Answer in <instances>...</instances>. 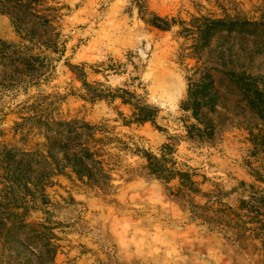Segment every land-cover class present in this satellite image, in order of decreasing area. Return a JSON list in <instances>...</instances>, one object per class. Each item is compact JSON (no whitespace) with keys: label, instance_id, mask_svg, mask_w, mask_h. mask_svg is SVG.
<instances>
[{"label":"rangeland","instance_id":"rangeland-1","mask_svg":"<svg viewBox=\"0 0 264 264\" xmlns=\"http://www.w3.org/2000/svg\"><path fill=\"white\" fill-rule=\"evenodd\" d=\"M42 8L61 16L60 54L37 35L21 40L0 7V217L10 220L0 264H264L262 218L241 208L250 193L264 197L254 173L264 175V154L250 157L248 132L224 113L213 142L186 138L181 107L196 61L180 58L191 44L185 29L207 18L264 21V0H44ZM153 16L175 24L162 31ZM230 40L245 54L262 50L246 64L264 78V40ZM123 92L156 109V123H135L134 107L114 98ZM80 144L92 154L83 167L66 159ZM167 144L193 191L151 174L146 154L160 158ZM12 175L23 184L46 176L49 205L26 208L8 188Z\"/></svg>","mask_w":264,"mask_h":264},{"label":"trees","instance_id":"trees-1","mask_svg":"<svg viewBox=\"0 0 264 264\" xmlns=\"http://www.w3.org/2000/svg\"><path fill=\"white\" fill-rule=\"evenodd\" d=\"M43 3L44 0H0V7H7L11 12L21 40L28 41V38L34 40L33 36L37 35L43 47L60 54L64 51L61 50L63 44L58 32L60 28L54 25H58L61 16L54 8L43 9ZM17 22L29 25L30 33L27 34L17 27ZM150 23L157 29L168 31L175 24V20L153 16ZM184 32L188 35L185 39L190 37L191 44L182 49L181 62L183 64L187 59L196 61L194 68L186 69L188 94L181 107L185 113L181 122L187 133L186 138L201 143L213 142L225 122L221 115L224 113L225 116H232V119L236 121V128H243L248 132L250 137L248 141L252 147L250 157L257 158L259 154H264V78L250 74L246 64V61L253 60L254 55H260L262 50L256 48L245 54L246 50L237 49L230 40L237 38L264 40V21L207 18L201 26L185 29ZM82 75L84 76L85 73L83 72ZM114 98H120L124 104L134 107L133 121L135 123H156L158 111L143 105L141 100L133 101L136 98L135 95L123 92ZM81 129L89 133L93 131V128L88 125L81 126ZM68 147L66 146V151ZM70 153L73 154L71 157H69ZM69 154L66 159L69 162L79 163L77 166L82 165L81 167L92 156L90 150L82 144L71 146ZM173 154V146L169 144L164 147L160 158L146 154L151 174L168 182L179 178L184 188L193 191L196 182L192 180V174L176 169ZM254 173L258 177L257 181L264 183V175L256 170ZM46 179L44 175L27 177L23 184L20 178L12 175L6 181L12 194L17 196L26 208L39 210L50 203L44 194ZM247 197L249 200H244L241 208L257 218L261 217L262 219L258 222L259 229L264 231V197L258 198L255 192ZM5 220L10 221L8 218L0 217V232H7ZM25 228L28 226H21V229Z\"/></svg>","mask_w":264,"mask_h":264}]
</instances>
